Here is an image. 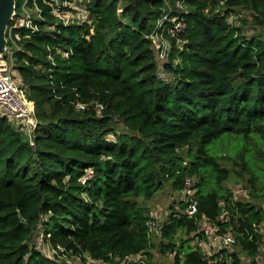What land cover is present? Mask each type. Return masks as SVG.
Returning a JSON list of instances; mask_svg holds the SVG:
<instances>
[{"label":"trees","instance_id":"trees-1","mask_svg":"<svg viewBox=\"0 0 264 264\" xmlns=\"http://www.w3.org/2000/svg\"><path fill=\"white\" fill-rule=\"evenodd\" d=\"M55 1L16 0L9 23L24 6L33 11V27L15 31L12 69L37 125L27 134L0 115V264H68L41 251L39 234L84 263L87 255L150 261V214L139 198L167 182L183 191L187 176L197 219L226 212L220 231L236 232L235 245L257 264L264 208L234 199L221 159L248 165L241 150L264 141V0H75L87 19L57 16ZM243 11L241 25L230 21ZM178 21L185 30H172ZM154 34L167 42L164 57ZM232 140L236 153L226 149ZM252 166L250 184L264 197L256 188L264 159ZM180 205L164 223L160 251L172 252V264H210L192 243L202 238L198 220ZM216 259L243 264L236 250Z\"/></svg>","mask_w":264,"mask_h":264},{"label":"built area","instance_id":"built-area-1","mask_svg":"<svg viewBox=\"0 0 264 264\" xmlns=\"http://www.w3.org/2000/svg\"><path fill=\"white\" fill-rule=\"evenodd\" d=\"M56 6L53 9V12L62 18L61 11L63 7H66L65 3L59 4L57 0L55 1ZM178 4L183 6L180 1ZM24 13L22 16H19L16 22L12 26H8L7 38L8 45L3 57H0V113L7 116L11 120H16L19 123L20 129L26 132L27 134H32V131L37 125V119L35 115V109L33 104L28 99L26 92L21 88L13 76V55L20 48L18 45V40L20 39L19 32H15L17 29H20L24 26L33 27L31 14L29 9L24 6ZM167 15L164 16V19H167ZM161 23V22H160ZM186 28V24L183 21H178L173 26V31H183ZM153 42L156 46L161 57H164L166 54L167 42L163 40L162 35L154 34L152 35ZM156 39H160V42H156ZM31 144L34 145V141L31 139ZM243 192L242 188H237L233 192L234 198L235 194ZM183 193L186 198L187 208L183 211L188 217H193L197 219V199L195 196V180L191 176H187L184 182ZM244 193V192H243ZM227 214V213H226ZM148 219L149 226V236L152 239L154 236H162V230L164 223H161V217L158 213L154 211L150 212ZM221 214L217 219L213 220L208 217H202L198 220V230L202 235L201 240L196 244L201 246L203 250V255L209 263L216 264L217 259L216 255L224 250H227L229 246L235 245L237 243V233L233 230L220 231V227L217 224V221H222ZM264 228V223L261 227L256 228L260 231ZM257 264L261 263L260 255L257 254L255 257ZM122 264H147V259L143 257L142 254L133 255L126 257L124 260L116 261ZM85 264H104L103 262L93 258L89 255L86 256Z\"/></svg>","mask_w":264,"mask_h":264},{"label":"rangeland","instance_id":"rangeland-1","mask_svg":"<svg viewBox=\"0 0 264 264\" xmlns=\"http://www.w3.org/2000/svg\"><path fill=\"white\" fill-rule=\"evenodd\" d=\"M59 4L65 3L66 6L64 11H61L62 18L67 19L73 17V15L76 18L79 19H87V11L84 6L76 2L75 0H57ZM69 7V8H68ZM68 8V9H66ZM29 9V8H28ZM30 14H32V10H28ZM248 11H243L242 16H231L230 21L237 23L236 25H241L240 18L247 14ZM245 32L248 34L254 33V31L248 27L245 26ZM258 31V30H256ZM156 42H160V39H156ZM161 74H163V77H167L166 74H164L163 69L161 68ZM0 115H2L0 113ZM12 122L17 125V127L20 129L19 125H22L18 121L12 120ZM224 144V143H223ZM222 145H220L222 148ZM241 145L238 144L235 140H232L228 142V147L226 148L229 151H232V153H236L240 149ZM247 151L241 150V154L244 158L247 157V153L251 154L248 155L249 162L248 165H245L242 163V159L239 156H231L235 157L234 159H227L223 158L221 159L223 166L227 167L230 170V176L228 180L224 182V186L227 188H231L233 192L237 190V188H242L243 192L235 194L234 199L237 200H247L251 201L254 204L260 205L264 208V197L257 195V191H255L250 184V177L252 176V161L257 159H264V141L262 142H256V141H249L247 142ZM258 178H261V181H258L256 183V188L259 187L264 188V178H262L261 175L258 176ZM259 193V192H258ZM139 201L142 205L148 208L149 214L151 211H154L155 213H158L160 215L161 223H164L169 216V214L173 211H181V205L180 202L186 203V198L181 190H174L172 186L170 185V182H167L163 188L159 189L155 195L148 200H144L143 198H139ZM222 220H227L228 216L226 212H223L221 214ZM260 234L263 236L264 239V228L261 229ZM179 235L176 236V241L179 240ZM42 234H39L36 238V242L38 243V247L41 249V251L46 254L47 256L54 257L55 259H58L59 261H66L68 264H85L80 258L77 256H69L66 254H62L59 250H54L49 244L45 243L43 240ZM163 240L162 236H154L152 238L153 243L155 244L154 248L151 250L152 256L150 257V264H172L173 263V254L170 251L167 252H161V241ZM196 238L192 242L193 244L196 243ZM230 250H236L238 251L240 257L242 258L243 264H248L251 261V258L247 255L246 252H244L240 247L237 245H231L229 246ZM261 258V263H264V241L262 242V245L260 246V253H258ZM104 264H119V262H106ZM122 264V263H120Z\"/></svg>","mask_w":264,"mask_h":264},{"label":"water","instance_id":"water-1","mask_svg":"<svg viewBox=\"0 0 264 264\" xmlns=\"http://www.w3.org/2000/svg\"><path fill=\"white\" fill-rule=\"evenodd\" d=\"M16 13V0H0V57H3L8 45V26ZM22 221L24 218L21 216Z\"/></svg>","mask_w":264,"mask_h":264},{"label":"crops","instance_id":"crops-1","mask_svg":"<svg viewBox=\"0 0 264 264\" xmlns=\"http://www.w3.org/2000/svg\"><path fill=\"white\" fill-rule=\"evenodd\" d=\"M109 263V262H108ZM147 264H150L149 257L147 256Z\"/></svg>","mask_w":264,"mask_h":264}]
</instances>
